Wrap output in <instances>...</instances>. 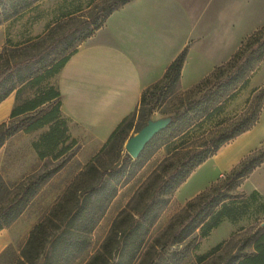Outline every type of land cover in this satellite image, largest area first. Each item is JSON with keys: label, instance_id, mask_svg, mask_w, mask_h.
Returning <instances> with one entry per match:
<instances>
[{"label": "trees", "instance_id": "16d2710c", "mask_svg": "<svg viewBox=\"0 0 264 264\" xmlns=\"http://www.w3.org/2000/svg\"><path fill=\"white\" fill-rule=\"evenodd\" d=\"M37 1L0 0V25L19 16ZM131 1L88 0L85 15L78 14L81 5H72L60 20L47 27L43 37L27 45L7 44L2 48L0 103L13 92L15 103L9 120L0 124V149L19 131L31 133L46 128L32 143L39 160L57 161L70 151L76 141L70 137L67 119L61 113V95L50 80L78 47L103 27L113 12ZM186 54L187 48L182 49L163 77L143 90L137 109L117 125L45 217L34 225L12 264H71L89 246V235L117 191L134 177L152 150L163 148L165 158L138 190L133 198L135 206L113 222L100 251L87 262L132 264L176 189L223 145L257 123L264 104V86L252 91L257 95L249 111L233 124L227 125L220 116L225 105L248 84L250 75L264 60V26L252 32L227 62L215 67L192 88L180 91ZM26 91L30 94L25 95ZM156 109L170 117L171 122L133 160L123 152L127 131L135 119L139 131ZM263 163L264 147L188 200L169 223L162 244L190 242L196 236L205 238L223 219L232 223L239 221L251 206L264 214V199L257 191L248 195L236 191ZM59 168V165L44 167L41 173L29 177L0 202V231L23 213L42 184ZM250 241L253 252L248 253L243 249ZM242 247L220 264H264V225L243 240ZM221 248L222 244H218L212 253ZM204 258L200 256L199 260Z\"/></svg>", "mask_w": 264, "mask_h": 264}, {"label": "rangeland", "instance_id": "374dc122", "mask_svg": "<svg viewBox=\"0 0 264 264\" xmlns=\"http://www.w3.org/2000/svg\"><path fill=\"white\" fill-rule=\"evenodd\" d=\"M79 1H81L80 4ZM192 1L146 0L142 4L143 6L157 7L150 14V25L148 27L154 37L152 45L155 49L161 47L165 48V53L168 50L172 52L184 41L191 27H193L192 21H180L178 15L181 12L180 10L183 9L189 10L193 17H196L197 14L194 12ZM87 2L88 0H38L19 16L2 23L5 25L7 41L11 45H27L38 37H43L47 27L60 20L65 10L72 5L73 7L81 5V11L78 14L85 15ZM262 7L264 10V3ZM263 13H257L249 9L240 10L230 13L229 21L223 24H211L204 31L205 36L194 48L185 76L181 78L180 90H187L205 70L206 64H202L197 69L196 64L199 58L202 59V57L210 55L208 61H212L225 55L228 48L225 47L226 49H223V46L235 43L249 26L258 22L259 16ZM144 14V11L140 12V15ZM208 16L211 15H204V17ZM163 21L164 30H158L157 24ZM231 22L239 23L243 28L242 31L232 35ZM251 33L243 38L240 44ZM104 41L106 40L104 39ZM260 68L259 66L257 67L254 73L250 75L248 84L242 90H238L236 96L225 105L220 117L226 120L227 125L233 124L249 111L251 101L257 95L252 94V91L264 86V71ZM56 78L57 76L55 80ZM54 84L57 85V80ZM29 94V91L25 92V95ZM163 117H166V115H162L156 109L149 119L156 120ZM45 130L46 128H43L31 133L19 131L10 137L0 149V202L5 201L29 177L41 173L44 167L50 168L56 165L60 167L54 175L42 184L23 213L9 227L0 232V236L6 239L4 249L1 251V254L4 253L0 257V264H12L14 262L34 225L45 217L66 187L84 170L90 159L104 145L92 142L86 137H78L75 139L76 144L64 157L57 161H51L50 159L41 161L33 150L32 143ZM137 131L138 120L135 119L131 129L127 131V139L135 135ZM123 152H125L124 145ZM164 158L165 151L163 148L152 150L151 155L135 172L134 177L117 191L105 214L89 235V246L71 264H87L100 251L113 222L123 212L129 211L135 206L133 198L143 186L142 184L147 181L154 171L159 169ZM258 173H254L255 176L252 181L253 174H249L239 185L236 190L237 193L248 195L254 191L253 188H257L262 193L260 194L257 191L258 194L264 199V181L258 176ZM225 174L216 173L210 162L198 166L171 195L168 204L149 230L143 247L132 264H220L233 253L243 249L242 241L264 225V214L255 211L253 206L247 210L243 218L235 223L223 219L218 227L212 230L205 238L196 236L190 242L162 244L164 243V234L169 223L180 213L185 203L211 184L217 182ZM260 182L261 184L259 185H253ZM252 243L250 241L243 250L248 253L253 252ZM218 244H222V248L219 252L213 254L212 249ZM200 256L205 258L201 261L199 260Z\"/></svg>", "mask_w": 264, "mask_h": 264}, {"label": "crops", "instance_id": "0c3cea01", "mask_svg": "<svg viewBox=\"0 0 264 264\" xmlns=\"http://www.w3.org/2000/svg\"><path fill=\"white\" fill-rule=\"evenodd\" d=\"M145 1L133 0L113 12L103 27L83 42L65 63L56 75L57 85L54 84L56 76L50 80L61 95V113L67 119L72 138L86 137L92 142L104 144L117 125L137 109L143 90L158 82L172 60L187 48L181 78L185 76L194 48L211 24H223L229 21L230 13L240 10L264 12V0H193L197 16L193 17L189 10L183 9L178 15L180 21L191 20L193 27L176 49L165 53V48L155 49L152 45L154 37L148 27L150 14L157 7L143 6ZM142 11L144 15H140ZM206 14L211 16L204 17ZM259 18L235 43L223 46V49L228 48L225 55L212 61H208L210 55L199 58L197 69L202 64H206V68L188 89L208 76L219 64L227 62L249 33L264 26V13ZM230 24L232 35L243 29L237 22ZM157 29L164 30V21L157 24ZM7 44L5 25L1 24L0 52ZM259 68L264 71V60ZM180 86L181 79L179 90ZM14 103V92L0 103V124L9 120ZM263 145L264 104L257 123L223 145L205 163L210 162L216 173L227 174ZM254 173H258L264 181V163L252 173L251 181ZM259 184L261 182L253 185ZM253 189L262 194L259 189ZM5 244L6 239L0 236V254Z\"/></svg>", "mask_w": 264, "mask_h": 264}, {"label": "water", "instance_id": "95a60500", "mask_svg": "<svg viewBox=\"0 0 264 264\" xmlns=\"http://www.w3.org/2000/svg\"><path fill=\"white\" fill-rule=\"evenodd\" d=\"M170 122V117H163L156 120L149 119L135 135L126 140L124 144L125 152L133 160H136L151 139L161 131L165 130Z\"/></svg>", "mask_w": 264, "mask_h": 264}]
</instances>
